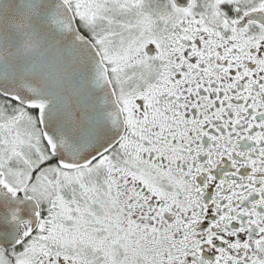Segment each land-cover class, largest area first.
<instances>
[{
  "label": "snow or ice",
  "instance_id": "1",
  "mask_svg": "<svg viewBox=\"0 0 264 264\" xmlns=\"http://www.w3.org/2000/svg\"><path fill=\"white\" fill-rule=\"evenodd\" d=\"M0 264H264V0H0Z\"/></svg>",
  "mask_w": 264,
  "mask_h": 264
}]
</instances>
